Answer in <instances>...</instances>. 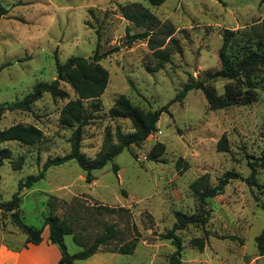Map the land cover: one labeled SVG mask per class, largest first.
Here are the masks:
<instances>
[{
    "label": "rangeland",
    "instance_id": "1",
    "mask_svg": "<svg viewBox=\"0 0 264 264\" xmlns=\"http://www.w3.org/2000/svg\"><path fill=\"white\" fill-rule=\"evenodd\" d=\"M0 1L9 11L0 19V66L11 63L0 72V131L24 124L43 132V139L33 146L0 144L12 154L0 167L1 202H9L19 183L38 174L48 160L71 151L73 129L59 124L61 109L76 98L68 83L60 82L68 99L45 93L30 111L10 109L35 86L57 78L56 61L64 64L73 57H92L98 44L100 54L119 48L99 62L108 72V83L95 101L99 110L82 129L80 152L89 161L105 150L107 140L117 143V130L134 131L129 119L111 114L121 96L147 114L170 103L192 77L196 82L206 79V86L218 97L232 96L236 103L213 110L202 90L188 92L169 106L171 114L161 115L157 129L143 143L93 171L91 183L75 161L49 168L43 180L20 191V217L28 226L43 227V241L27 243L10 213L0 210V246L17 253L1 254L2 264H58L53 247L59 255L60 250L49 242L44 226L51 214L71 222L86 245L109 225L118 231L95 255L74 264H170L175 246L163 235L176 222V212L187 216L201 212L200 198L191 189L195 180L205 175L204 183L213 187L228 171L246 178L248 162L257 161V182L264 187V70L242 72L239 79H207L222 68L225 31L249 32L259 24L264 19L262 0H165L159 6L149 0ZM133 5L151 12V38L165 39L160 50L168 60L160 68H156L161 60L149 47L150 38L133 39L145 31L124 17L125 7ZM247 38L248 34L238 35L230 55L243 56L242 49L252 46ZM89 103H85L88 113ZM223 135L229 148L219 152L217 143ZM157 143L165 151L151 160L149 154ZM20 158L22 168L13 169L11 161ZM52 196L58 198L53 213L48 206ZM256 197L264 203V188H250L242 179H234L222 194L206 199L205 226L188 224L176 232L182 239V263L264 264L256 246L264 231V210ZM197 239L204 240L202 248L195 244ZM125 244H135L132 254L117 252ZM65 245L69 254L82 250L72 235L65 236Z\"/></svg>",
    "mask_w": 264,
    "mask_h": 264
},
{
    "label": "trees",
    "instance_id": "2",
    "mask_svg": "<svg viewBox=\"0 0 264 264\" xmlns=\"http://www.w3.org/2000/svg\"><path fill=\"white\" fill-rule=\"evenodd\" d=\"M165 0H149L152 6H159ZM264 2V0H262ZM6 9L0 1V19L8 14ZM124 17L135 24L137 27L144 28L145 31L133 36V39H145L150 38L148 43L151 50H153L155 56H157L161 62L156 66L160 68L168 60V55L160 49L164 47L165 39L162 41H155L151 38V31L153 20L151 12L141 6L133 5L125 7ZM248 34V41L252 42V46L244 47L245 50L243 56L239 55V52L235 55H230V49L233 47V42L237 41L238 35L246 36ZM100 45H97V49L94 56L89 58L73 57L66 63L60 64L56 61L57 78L47 84H39L34 87L33 91L29 93L22 102L15 104L10 109H20L24 111H30L31 105L38 101L43 94L49 93L54 98L68 99V93L60 87V82L64 81L68 83L74 90L76 98L68 101L60 111L59 124L63 127L73 129L72 136L70 138L71 151L69 154L56 157L48 160L42 167V170L36 175L28 176L24 181H21L18 185V191L12 196L9 202L0 201V210L10 213L12 223L15 227L22 230L27 236V243L32 245H39L43 241V227L36 228L34 226L26 225L20 217V191L23 188H31L34 184L45 178L47 170L51 167L63 165L69 161H75L80 168L85 171V178L87 183H91L94 179L93 171L104 168L109 162H113L114 159L121 154L124 150H128L132 145L139 146L143 143L156 129L157 123L163 113L171 114L169 106L173 102L179 101L184 98L188 92L194 89H200L203 91L208 104L211 109H222L230 105H234L235 99L231 96L229 98L218 97L213 90L206 86V79L196 82L194 78H190L189 82L184 86L182 91L166 106L143 114L139 109L134 107L125 96L119 97L114 107L111 109V114L119 118H127L133 125V132L123 133L120 130L116 131L117 143H107L105 150L98 156L97 159L89 161L80 152L82 129L89 123V120L93 117V112L99 110V103L95 102L104 93L108 83V72L99 65L103 56H109L118 51V47L110 49L103 54L99 52ZM220 60L222 68L215 73H209L207 79L215 77H223L230 79H239L242 72H249L254 69L264 70V19L252 27L249 32L245 31H225L223 36V46L220 52ZM11 65L6 63L0 66V72ZM88 108H91L88 113ZM2 110L0 109V114ZM43 139V132L35 125L15 124L5 130L0 131V144L6 142H17L26 146H33ZM228 141L225 135L217 143V150L219 152L228 151ZM165 151V146L162 143H157L151 150L149 158L156 160ZM11 151L8 148H0V167L7 162L11 157ZM252 158V157H249ZM264 165V157L261 159ZM13 169L19 170L22 168L23 159L20 158L16 161H11ZM250 168V175L246 178L241 177L240 174L234 171L226 172L213 187H208L204 182L207 180V176H203L195 180L191 184V189L199 196L201 212L198 215L187 216L182 212H176V222L173 227L163 235L164 239L171 240L175 246V251L170 256V264H183L180 257L183 250L182 239L176 234L177 231L184 230L188 224H199L202 227L205 226L208 219V210L205 208L206 199L214 198L222 194L226 186L230 181L234 179H242L248 187H261L257 182V161L248 162ZM179 166V165H178ZM187 168V165H185ZM114 172L118 170L117 165L113 166ZM258 205L264 210V203H260V198L256 197ZM58 204V198L52 196L49 198L48 206L50 212L53 213ZM103 210L108 212H115L114 208L102 206ZM45 227L49 230V242L56 245L60 250V260L58 264H74L77 260H86L95 255L102 246L108 244L111 239L117 236L118 231L114 225H109L105 230L97 235L92 243L86 245L80 240L79 234L75 232L71 222L67 219H61L56 215H49L45 219ZM72 235L76 245L81 247L82 250L69 254L65 245V236ZM235 239V237H230ZM204 240L197 239L195 244L200 248L203 247ZM259 255L264 256V231L257 237L256 243ZM135 249V244H125L117 249L120 254H132Z\"/></svg>",
    "mask_w": 264,
    "mask_h": 264
},
{
    "label": "crops",
    "instance_id": "3",
    "mask_svg": "<svg viewBox=\"0 0 264 264\" xmlns=\"http://www.w3.org/2000/svg\"><path fill=\"white\" fill-rule=\"evenodd\" d=\"M45 232H46V236L49 237V231H45ZM53 250L56 252L58 259H60L61 255L58 254V252H57L55 247H53ZM3 253L8 254L9 256H14V255L17 254V253L11 252L9 250H6L5 247H3V246H0V255L3 254ZM0 264H2L1 260H0ZM10 264H13V262H11Z\"/></svg>",
    "mask_w": 264,
    "mask_h": 264
}]
</instances>
